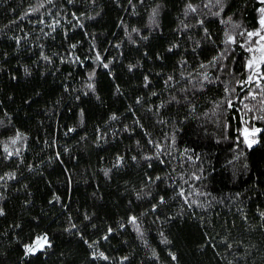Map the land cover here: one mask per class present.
Masks as SVG:
<instances>
[{"label": "trees", "instance_id": "trees-1", "mask_svg": "<svg viewBox=\"0 0 264 264\" xmlns=\"http://www.w3.org/2000/svg\"><path fill=\"white\" fill-rule=\"evenodd\" d=\"M260 6L0 0V264H264Z\"/></svg>", "mask_w": 264, "mask_h": 264}, {"label": "snow or ice", "instance_id": "snow-or-ice-1", "mask_svg": "<svg viewBox=\"0 0 264 264\" xmlns=\"http://www.w3.org/2000/svg\"><path fill=\"white\" fill-rule=\"evenodd\" d=\"M217 2H219V0H217ZM260 3L264 4V0H260ZM189 8H191V10L193 12L195 11V8H192L191 5H189ZM259 12H260L259 25H260L261 31L248 32L247 36L249 38H252V37H258L259 38L258 40L255 41V43L260 45L259 48L256 49V50L260 51L262 53V55L260 56L259 60H257L256 57H252L248 61L247 67H248L249 70L252 71V75H249V77H248V79L246 81L241 82L242 84H251V83H253V76H256L259 80H264V75H261V73H260L261 65H264V44H260V41H264V34H262V31H264V8H260ZM153 15H155V10H154ZM241 35H244V33H241ZM226 43H236V40L232 36H227ZM241 46H243V45H241ZM248 51L252 52L253 48L249 47ZM97 59H99V56H97ZM104 67H108V65L105 64ZM145 79L147 80V77ZM256 86L260 87V84L257 83ZM253 99H255V96H253ZM245 107H247V105H245ZM115 118L116 117H113V119H115ZM260 119H264V116L260 117ZM261 131H262L261 129L255 128V127L252 128L251 131H249L246 128L244 130L245 143L248 144L249 147H251L252 144L256 143L257 141L255 139H249V137H255L256 134L261 132ZM19 138H20V135L18 133L16 140H13L12 143L15 144ZM5 150L7 151V149H5ZM9 155H11V153H9ZM105 174L107 175V173H105ZM181 195H183V193H181ZM0 215H3V211L2 210H0ZM131 222L135 223V218L134 217L132 218ZM41 241H43V244H47V237L37 238V245H39L40 247H43V244H41ZM35 247H36L35 245L34 246H26V248H25L26 254H33ZM101 255H103V254H101ZM105 259H106V257H105ZM173 259H175V257H173Z\"/></svg>", "mask_w": 264, "mask_h": 264}, {"label": "rangeland", "instance_id": "rangeland-1", "mask_svg": "<svg viewBox=\"0 0 264 264\" xmlns=\"http://www.w3.org/2000/svg\"><path fill=\"white\" fill-rule=\"evenodd\" d=\"M258 1H260V0H258ZM260 8H264V4H261V6L256 10L257 25H256V27H255L252 31H250V32L261 31V29H260V25H259V18H260V12H259V9H260ZM262 34H264V31H262ZM258 39H259L258 37H252V38H249V37L247 36V34L244 35V36L241 38L240 43H241V45H243L242 48L245 49L246 52H247V54H248V57H247V61H246V63H248V61H249L252 57H256L257 60H259L260 56L262 55V53H261L260 51H257V50H256V49H258L259 46H260L259 44L255 43V41L258 40ZM260 44H264V41H260ZM249 47L253 48V51H252V52H249V51H248V48H249ZM246 70H247V73H248V77H249V75H252V71L248 69L247 64H246ZM261 75H263V74H261ZM256 79H258V78H257L256 76H253V80H256ZM263 83H264V81H263ZM41 244H43V241H41ZM34 245L36 246V247L34 248V251H36V250H38V249L41 248L39 245H37V240H35L31 246H34ZM43 245H44V244H43Z\"/></svg>", "mask_w": 264, "mask_h": 264}]
</instances>
